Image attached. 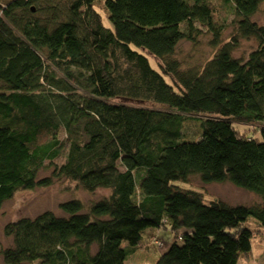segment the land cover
I'll return each instance as SVG.
<instances>
[{"label": "trees", "instance_id": "1", "mask_svg": "<svg viewBox=\"0 0 264 264\" xmlns=\"http://www.w3.org/2000/svg\"><path fill=\"white\" fill-rule=\"evenodd\" d=\"M215 1L0 0V206L55 180L108 191L6 223V264H130L158 244L153 264L248 255L246 220L264 228L262 0ZM203 32L222 45L187 65L179 44ZM239 37L256 41L245 58ZM188 119L199 139H183ZM194 176L259 200L208 201Z\"/></svg>", "mask_w": 264, "mask_h": 264}, {"label": "rangeland", "instance_id": "2", "mask_svg": "<svg viewBox=\"0 0 264 264\" xmlns=\"http://www.w3.org/2000/svg\"><path fill=\"white\" fill-rule=\"evenodd\" d=\"M212 3H214V6L215 4H217L215 0H212ZM263 9L264 0L261 1L259 10L253 16V19L256 20L258 24H264V17L262 14ZM101 13L104 16L102 11ZM229 17L227 16L226 23L228 25L223 31L224 40H227L229 38V35L232 31V25L228 23L230 21ZM216 44L218 46H216ZM216 44L213 43L212 37L207 32H203L198 37L195 43H191V41L188 40L181 41L178 48V56L187 65H191L195 61L200 62L203 58L208 57L212 51L218 49L219 46L222 45L221 42H218ZM255 46V39H244L242 37H239L237 45L233 50V54L235 56H241L245 58L250 50ZM151 59L153 66H157L154 59ZM182 131L183 139H199L202 133L200 128V121L196 119L186 120L182 124ZM62 160L63 158H58L55 160V162L60 163L62 162ZM49 173V169H44L38 173V177L49 175ZM187 186L188 188H193L200 191L203 194L204 198L208 201L219 199L231 205H247L259 200L258 195H256L255 193L236 187L230 182L202 183L198 177L194 176L189 180V182H187ZM107 193L108 191L105 189H96L93 192L85 191L84 189L79 188V186L75 182L70 180H55L51 185L47 187H36L31 190H19L14 194L13 197L6 200L0 206V251L3 248L11 245L10 237L5 235L4 233V226L9 221L15 220L19 217H34L35 215L47 209L58 214L60 213L59 203L65 199L77 197L85 204H88L92 200H97ZM244 225L253 229L254 233L251 241L250 252L248 253V255L240 257L238 264H264V228L258 226L252 217H249ZM157 241L159 242L161 240L159 239ZM152 247L153 248L147 250L145 248L137 250V252L130 257V264H153L156 260L155 258L157 256V250L162 248V246H159L158 244L156 248L155 246ZM0 264H6L2 259L1 253Z\"/></svg>", "mask_w": 264, "mask_h": 264}]
</instances>
